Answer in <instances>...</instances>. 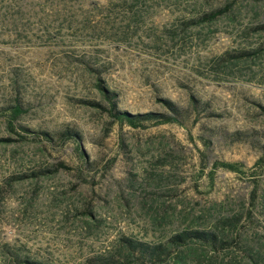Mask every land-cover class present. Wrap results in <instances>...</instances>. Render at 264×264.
Here are the masks:
<instances>
[{"label": "rangeland", "instance_id": "1", "mask_svg": "<svg viewBox=\"0 0 264 264\" xmlns=\"http://www.w3.org/2000/svg\"><path fill=\"white\" fill-rule=\"evenodd\" d=\"M229 1L234 19L182 26ZM263 24L264 0H0V108L19 100L28 112L18 125L78 130L85 152L71 141L0 143V264H14L12 252L85 264L120 236L156 244L247 205L246 176L218 170L210 184L195 174L200 151L246 167L262 152ZM250 49L259 56L225 63L226 53ZM98 77L117 108L165 112L167 98L188 114L185 124L120 126L83 102L107 106ZM191 95L206 110L193 112ZM60 161L71 170L25 176Z\"/></svg>", "mask_w": 264, "mask_h": 264}, {"label": "trees", "instance_id": "2", "mask_svg": "<svg viewBox=\"0 0 264 264\" xmlns=\"http://www.w3.org/2000/svg\"><path fill=\"white\" fill-rule=\"evenodd\" d=\"M234 5V1H229L219 8L198 15L197 18L185 21L182 26L210 23L222 16L234 19L236 17ZM255 28H264V24ZM225 55H227V58H224L225 63L233 65L244 59L258 57L259 49L241 50ZM95 84L107 106H101L100 103L93 100H84L83 102L93 107L103 108L109 118L120 126L127 124L132 128H146L164 123L183 125L188 117L183 108L167 98H159L166 108L165 112L132 113L121 110L117 108L116 93L104 85L100 77ZM190 104L195 113L203 109L206 110L200 99L194 95H191ZM27 112L28 108L19 100L0 108V118L4 119L10 135L0 137V143L39 140L49 143L58 142L59 145H63L71 141L75 144L79 155L85 158L82 134L78 130L67 127L54 135L49 131L18 125V119ZM120 145H124L122 140H120ZM200 153L201 166L195 174V181L205 177L208 183L212 184L218 170L234 172L241 177L246 176L252 184L247 205L237 211L219 210V215L214 219L211 212L206 221H198L196 225H189L187 228L169 235L164 242L156 244L120 236L118 245L103 254L89 258L85 264H264V195L260 196L258 191L259 176L264 171V146L261 154L250 167H246L241 161L215 159L209 162L206 154L201 151ZM59 169L71 170V167L60 161L53 168H39L25 176L37 178ZM258 211L261 213L263 221L257 218L256 212ZM205 217L207 215L204 213L199 215L201 219ZM209 219L212 220V227H204ZM260 226L262 232L257 231V227ZM248 232L249 237L246 235ZM12 258L14 264H49L16 252H12Z\"/></svg>", "mask_w": 264, "mask_h": 264}]
</instances>
